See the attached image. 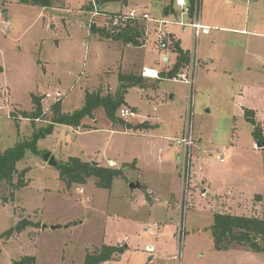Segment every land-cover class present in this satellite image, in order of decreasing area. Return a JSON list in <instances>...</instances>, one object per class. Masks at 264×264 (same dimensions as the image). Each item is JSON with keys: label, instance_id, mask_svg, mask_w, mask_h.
Masks as SVG:
<instances>
[{"label": "rangeland", "instance_id": "obj_1", "mask_svg": "<svg viewBox=\"0 0 264 264\" xmlns=\"http://www.w3.org/2000/svg\"><path fill=\"white\" fill-rule=\"evenodd\" d=\"M126 1L55 0L45 8L0 0V150L51 126L56 91L63 95L62 111L69 113L84 106L87 92L106 95L120 85L121 69L115 66L120 53L94 40L115 38L91 32V24L117 34L105 26L104 14L137 8L157 16L168 2ZM247 1H201L204 20L213 17L245 29L234 32L216 23L212 40L201 36L196 87L189 91L185 83L163 81L158 127L146 120L147 128L136 130L138 119H130L133 128L111 124L103 107L84 118L83 127L53 124L52 133L38 142L40 152L28 151L17 163L13 183H0V264H15L25 255L34 256L36 264H85L87 255L104 246L126 244L110 264H169L182 224L184 264H264L262 252L218 250L211 233L215 213L242 210L264 218V146L257 145L255 127L245 115L253 110L264 134V0ZM98 3L113 12L93 16ZM140 35L147 41L151 33L141 29ZM203 52L213 59L204 69ZM34 95L42 97L44 114L35 120L24 114L35 108ZM147 99L133 94L139 114L154 113ZM188 128L193 143L184 147L175 140ZM219 147L228 152L225 161L215 158ZM47 152L59 162L77 156L117 167L114 159L122 173L108 188L99 186L96 176L68 186L60 169L44 160ZM139 177L158 190L151 193L157 198L154 207L141 198L145 187L130 186L139 185ZM157 220L163 221L155 233L143 230Z\"/></svg>", "mask_w": 264, "mask_h": 264}, {"label": "trees", "instance_id": "obj_2", "mask_svg": "<svg viewBox=\"0 0 264 264\" xmlns=\"http://www.w3.org/2000/svg\"><path fill=\"white\" fill-rule=\"evenodd\" d=\"M54 1L55 0H19V2L25 4H37L45 8L53 6L55 4ZM191 2L194 4L195 0H191ZM141 29H143V26L139 24H128L117 34H111L109 31L105 30V28L97 27L96 24H91L90 27L91 32L99 33L103 36L106 35L111 38H124L127 41L130 37H133L134 34H140ZM173 47H175L179 56L174 67L165 74L169 77L174 76L183 63L189 60V54L183 51L180 47V43L175 42ZM0 69H2L1 66ZM119 75L120 79L123 81L125 80L127 83H138L139 81V77L134 74ZM124 87L125 85L117 90L115 94L106 93V95H103L99 92H87L84 106L69 113L62 111L61 100L54 102L52 105L53 117L51 126L39 127L33 131L32 138L18 141L14 147L0 150V183L3 181L11 184L13 183L14 176L18 171L17 163L26 156L28 151L34 153L40 152L38 149V142L41 138L52 133L54 123L83 127V119L88 116H93L94 109L103 107L112 121H120L124 125L131 127L132 124L122 120L117 115V110L124 104ZM41 100L42 97L40 95L33 96V101L36 106L32 112L24 113L26 117L35 120L44 116ZM245 115L255 127L254 135L257 142L264 146L263 129L257 122L254 111L246 109ZM57 168L60 169V176L68 186H71L72 183L84 184L88 181L90 176H96L98 179L97 184L108 188L112 187L114 178L122 173V169L120 168L111 165L104 166L99 163L93 164L92 160L84 161L77 156L70 157L68 161L59 162ZM15 185H18V183L16 182ZM213 221L211 233L215 241V247L218 250L242 248L255 252H264V218L221 212L214 214ZM123 250L124 247L119 245L104 246L98 253L87 255L85 264H101L104 261L110 260L114 253L123 252ZM14 263L36 264L35 257L29 255L20 257Z\"/></svg>", "mask_w": 264, "mask_h": 264}, {"label": "crops", "instance_id": "obj_3", "mask_svg": "<svg viewBox=\"0 0 264 264\" xmlns=\"http://www.w3.org/2000/svg\"><path fill=\"white\" fill-rule=\"evenodd\" d=\"M172 0H168L167 3H165L164 5H162L161 7V11L160 13L156 16V17H160L161 15L167 13V8L169 6V4L171 3ZM243 2H248L247 0H242ZM127 3V1H125ZM101 3H98V10L100 11H106L107 13H111L113 11H108L106 9L102 10L100 9V6ZM124 10H120V12H123ZM7 14H8V10H7ZM155 16V15H154ZM238 17L237 16V21H238ZM97 21V20H96ZM203 22L207 25H210L212 27H214V29L217 26L216 23H221L217 18H213V17H210L209 19L207 20H204L203 18ZM239 22V21H238ZM225 21H223V23H221V25H219V28L221 29H227V30H231V31H241L243 33L242 30H244L245 28H238V27H231V26H226L225 24ZM231 25H234L235 21H230ZM249 20L247 19L245 21V26H249ZM6 26H8V23L6 22L5 23ZM178 27V26H177ZM171 30L173 31L174 35L176 36V38L173 39V44L175 42H178L180 43V47L183 49L184 52H186L187 54H189V58L190 56L192 55L191 54V46L193 47V36H192V30L190 28H188L187 30H182L181 27H178V29H173L171 28ZM210 34L211 32L208 34V35H205L204 37H206L207 39H211L212 40V37L210 38ZM142 35V34H141ZM140 34H134L133 37H130V39L127 41L128 45H125L123 43V39H117L115 38V41L114 40H100V39H97V38H94V40L98 41L99 43H106V45L108 47H111L113 50H115L114 52L116 53H120V59H117L116 61V65L117 68H120L121 71L118 73L119 74H134V75H137L139 77V81L138 83H127L125 80H121L120 79V75L118 76V80H120V85H115V88L114 86L110 87V90H112L114 93L117 91V89H120L122 88L124 85V104L122 106H130L132 108H134L136 111H138L137 109V106L135 105V103L132 102V98H133V94H135V97H138V96H141L142 98H148L147 100L149 101H152L153 102V106L155 107L157 105L158 102H161L160 105H158V108L156 110L153 109L154 113H149L148 115L145 113L143 115L140 114L139 117H136V118H132V119H138L139 120V124H135V128L136 130H141V128H143L142 130L146 129L147 126L145 124H148L146 122L143 123V121H146V120H151V122L149 123L150 125H154V127H151V128H155V127H158L160 125V117H158L156 114V111L158 112L159 110V106L162 105V103H164L162 100H161V97H160V92L161 90H163V81H167L168 79L167 78H161L160 79H156V78H150V77H142V75L140 74L142 68L144 66H148V67H151V68H154V69H157L160 74H167L166 72H168L169 70H171L174 65L177 63V60H178V53L175 49V47H173V45L169 48V49H166V50H163V49H160L157 45L156 40H154V35H150L148 40L145 41V38L142 37ZM90 36H92L90 34ZM110 38V37H109ZM153 38V40H152ZM188 38L189 40L191 41V46H189L187 44V41H188ZM201 38V37H200ZM125 40V39H124ZM155 41V42H154ZM89 42V41H88ZM94 42V41H93ZM88 45V44H87ZM150 46V49H147V47ZM147 52V54L145 55V53ZM203 54V59H202V62L204 63L203 64V69L205 66L209 65L212 63L213 59L205 52L202 53ZM200 62H201V57H200ZM113 64V63H112ZM114 65V64H113ZM90 73L88 72V75ZM90 76V75H89ZM88 76V78H89ZM197 76H198V73H197ZM171 81V80H170ZM183 83V82H182ZM196 84H197V78H196ZM118 87V88H117ZM117 88V89H116ZM136 90L138 91L136 93H129L131 92V90ZM111 91V92H112ZM111 92H108V93H111ZM176 93L172 94L171 95V99H173L175 97ZM64 103V101H63ZM153 107V108H154ZM139 112V111H138ZM66 113V112H65ZM151 118V119H150ZM94 121L97 123L98 120L97 118L94 119ZM134 120H130V124L133 123ZM112 123L111 124H114V123H121L122 125H124L122 122L120 121H117V122H114V121H111ZM142 123V124H141ZM145 125V126H144ZM132 127L130 128H133V124L131 125ZM125 127V125H124ZM151 128H148V129H151ZM139 130V131H140ZM113 161V163L118 167V162H116L114 159H111ZM179 160V156H178V159L177 161ZM130 163L126 162V164H123L124 167L126 168V165ZM139 188H143L145 187V196H142V200H147V203H152L154 207L155 204L154 202L156 201L157 198L154 197V194L151 195V193H155L156 194V191H158L155 187L151 186L150 184L147 183V180L145 181H142V179L139 177ZM147 187V188H146ZM261 194V193H260ZM149 195L151 198H149ZM173 195V194H172ZM176 197V196H175ZM226 206H232L231 204L227 205ZM225 206V207H226ZM253 207H256V206H253ZM227 208V207H226ZM236 211V210H235ZM235 211H223L225 213H230V214H234V215H245V213H242L240 210V213L238 214L237 212ZM245 216H248V215H245ZM162 221L163 220H160V222H158L159 224V227H160V223L162 224ZM157 222H154V223H157ZM148 225H151V223H148ZM148 226L146 228H144L143 230L144 231H149L147 230ZM151 233H155V229L154 231H150ZM126 248H124L123 251H125V249H128L129 245H125ZM264 253V252H262ZM153 255L150 256V259H153ZM112 260V259H110ZM110 260L108 262H106L105 264H110Z\"/></svg>", "mask_w": 264, "mask_h": 264}, {"label": "built area", "instance_id": "obj_4", "mask_svg": "<svg viewBox=\"0 0 264 264\" xmlns=\"http://www.w3.org/2000/svg\"><path fill=\"white\" fill-rule=\"evenodd\" d=\"M201 1L195 0L194 4L191 0H174L168 6L167 13L156 17L152 15L148 10L131 8L128 11L115 12L111 14H104L105 26L110 30L119 32L123 27L130 25L139 24L143 26V34L155 36V40L160 49L166 50L173 45V39L176 38L171 26L175 25L181 27L182 30H187L190 28L192 30L193 36V47L191 51V56L188 61L184 62L176 74L172 77L160 74L157 69L144 66L140 72L142 77L150 78H167L171 81L183 82L188 85L189 91H193L196 87L197 78V68L199 63L198 54V42L202 35H208L214 28L203 22V17L201 16ZM101 15V11L95 9L93 11V16ZM244 31V30H243ZM47 98H50L51 93L46 94ZM57 101L63 98L61 91H56ZM161 102H158L154 107V110L158 108ZM3 108L0 105V110ZM119 116L124 121H130L132 118L139 117L140 114L134 108L130 106H123L118 109ZM39 119V118H37ZM177 144L183 145L184 147H191L193 143V133L192 129L188 128L186 133L181 136L180 139L175 140ZM227 150L223 147H219L215 152V158L219 161H225L227 157ZM168 203V201H165ZM159 227L158 223L148 225L147 230L154 231V228ZM184 227L183 224L179 225L178 231L176 233L177 240L179 241V246L176 252L169 256V264H184L183 259V238H184Z\"/></svg>", "mask_w": 264, "mask_h": 264}, {"label": "water", "instance_id": "obj_5", "mask_svg": "<svg viewBox=\"0 0 264 264\" xmlns=\"http://www.w3.org/2000/svg\"><path fill=\"white\" fill-rule=\"evenodd\" d=\"M4 14H5V17H7V10H4ZM257 145L258 146H262L260 143H258L257 142ZM263 145H264V143H263ZM44 160L49 164V165H54V166H56L57 167V165H58V163H59V161L57 160V158H56V156L53 154V153H51V152H47V153H45V155H44ZM93 162V164H97L98 162H96V161H92ZM130 186L132 187V188H135V187H139L138 186V183H130Z\"/></svg>", "mask_w": 264, "mask_h": 264}]
</instances>
